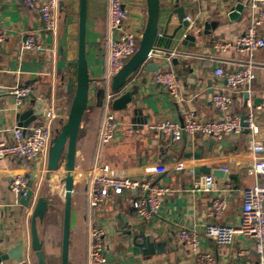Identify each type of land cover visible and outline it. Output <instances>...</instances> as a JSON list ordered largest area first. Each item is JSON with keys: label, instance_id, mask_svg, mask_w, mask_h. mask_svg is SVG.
Instances as JSON below:
<instances>
[{"label": "crops", "instance_id": "obj_1", "mask_svg": "<svg viewBox=\"0 0 264 264\" xmlns=\"http://www.w3.org/2000/svg\"><path fill=\"white\" fill-rule=\"evenodd\" d=\"M60 1L65 4L62 10L59 9L60 23L54 36L45 31L44 21L39 15L15 1L0 0V23L5 35V41L0 44L2 139L10 138L9 130L19 125L18 112L33 107L30 96L19 109L14 96L7 92L10 88L28 86L32 89L31 95L38 100L47 98V108H54L60 115L55 121L53 132L68 116L74 92L67 91L66 74L69 58L76 51L74 35L78 27V15L67 0ZM87 1L86 57L94 84L91 85L90 102L77 144L70 264H89L90 229L95 224L105 229L106 253L110 264H198L194 252L179 239V232L201 231L210 222L238 226L243 191L256 185L264 187V176L249 173L253 163L262 157L252 152L248 129L241 135H227L220 140L200 135L195 139L185 136L181 142H173L165 140L159 132L149 127L163 120L182 123L184 114L189 110L200 121L220 118V113L213 105V96L225 83L215 75L214 70L222 67L230 72L239 71L250 59L248 53L238 51L234 45L243 32L250 28L253 17L264 11V2L252 10V0H160L164 19H167L170 11L183 7L197 28L195 46H183L178 41L174 43L168 57L155 56L147 61H157L158 64L168 61L158 72L175 73L179 95L174 97L162 85L155 84L156 72L148 73L146 64L139 68L125 89L116 96L130 91L134 93V103L127 110L115 111L123 125L115 140L106 145L101 142L100 135L107 114L114 112V98L108 105L107 97L111 93L103 101L98 100L95 93L98 82L103 79L107 81L108 76V53L113 40L108 19L110 1ZM124 4L130 26L140 43L149 20L147 0H124ZM239 4L244 5L243 11L237 17H231ZM177 21L174 15L172 24H177ZM207 22L211 25L210 35H204ZM29 33L42 42L44 51L37 53L22 48L24 38ZM257 33L264 37V23L257 27ZM218 43H229L230 46L221 50L217 48ZM252 61L256 79L244 91L234 94L230 109L242 117L255 109L256 123L260 127L259 139L264 144V107L256 110L264 100V48L255 52ZM133 108L141 112L136 115ZM29 126H34V123ZM128 128L134 131L133 135L126 133ZM176 162H182L186 169L176 170ZM100 164L110 166L120 175L140 178L148 177L147 169L154 165L166 166L168 172L152 177L170 189V193L160 198L158 214L152 220L137 214L133 203L143 194L141 189L122 195L112 193L99 208L89 205L93 168ZM35 165L32 163L26 169L21 161H0V238L4 239L6 245H12L23 237L24 262L35 264L32 262L29 242L36 200L31 201L29 206H23L22 200L9 187L15 175H34L35 199L44 195L54 206L48 210L41 227L44 251L48 262L61 264L62 171L52 180L47 178L46 167L38 168ZM191 169L195 174L191 173ZM219 170L224 173H219ZM209 174L216 178L218 191L209 194L195 190L198 178ZM217 196L228 202L227 209L218 217L211 215L213 199ZM135 242L147 244L139 248ZM202 246L204 250L212 252L217 264H255L259 260L254 240L241 235H237L229 246L214 240H206ZM0 264L18 263L7 260Z\"/></svg>", "mask_w": 264, "mask_h": 264}, {"label": "built area", "instance_id": "obj_2", "mask_svg": "<svg viewBox=\"0 0 264 264\" xmlns=\"http://www.w3.org/2000/svg\"><path fill=\"white\" fill-rule=\"evenodd\" d=\"M28 8L33 14L39 15L45 24V31L56 35L59 28V9L60 0H12ZM110 31L115 39L110 43L107 82L114 79L116 74L123 69L126 63L132 59L137 52L139 42L136 32L130 26L128 11L125 8L124 0H109ZM264 0H252L251 8L256 10L258 5ZM189 21L194 22L193 18L186 16ZM264 23V11L258 12L252 19L250 28L243 32L238 38L234 47L240 51L248 53L250 59L244 63V67L235 72L224 70L217 67L215 75L224 81V87L217 90L213 96L214 108L220 113L218 120L200 121L196 118L193 111H188L183 116L182 123L174 120H163L152 124L149 128L159 132L165 140L181 142L185 136L195 139L197 136L220 140L227 135H241L246 127L250 132V145L254 154L262 158L253 163L249 173L253 176H264V144L259 139L260 127L256 123L255 109L246 114V124L243 126V117L232 112L234 94L244 91L256 79L254 63L252 61L255 52L264 48V37L257 33V27ZM4 32L0 23V44L5 40ZM229 43H218L217 48L225 50ZM24 50L39 53L45 47L36 37L29 33L25 36L22 44ZM155 57L153 51L148 54V60ZM154 83L162 85L174 97H178V82L175 73L172 71L154 73ZM8 94L14 96L18 108L22 107L24 101L31 96L32 89L28 86L10 88ZM108 105L113 96L108 95ZM262 104L256 110H262ZM59 113L52 108L47 110V115L34 126L20 127L14 126L10 129L11 137L2 139L0 137V161H21L26 169L34 163L38 168L46 167L49 147L54 136L53 127L59 118ZM123 123L116 112L110 111L103 123L100 140L103 144H111ZM126 133L133 135L131 128L126 129ZM175 169L183 171L186 167L182 162L175 163ZM227 172V169H224ZM168 172L166 166L154 165L147 169L148 177H128L116 173L110 166L100 164L93 168V178L91 181L92 190L89 195V205L93 208L103 206L109 196L113 193L124 194L125 192L141 189L143 194L133 203L137 214L146 219L152 220L159 212L161 203L160 198L168 193L167 186L160 185L152 177L154 175ZM191 173L195 174L191 169ZM31 176L15 175L9 183L12 192L18 199L23 200L31 188L29 187ZM195 190L204 193H216L218 183L214 175L209 174L198 178L195 182ZM243 206L240 216V224L220 225L208 223L201 231L181 230L178 234L179 239L188 245L194 252L198 264H217L212 252L203 249V242L214 240L218 244L229 246L235 241L237 235L249 237L254 240V249L259 257L255 264H264V187L256 185L243 191ZM228 202L223 197L213 199L212 216H221L227 209ZM91 248L89 252V264H110L107 257V245L105 242V229L102 225L95 224L90 229ZM244 254V252H241Z\"/></svg>", "mask_w": 264, "mask_h": 264}, {"label": "water", "instance_id": "obj_3", "mask_svg": "<svg viewBox=\"0 0 264 264\" xmlns=\"http://www.w3.org/2000/svg\"><path fill=\"white\" fill-rule=\"evenodd\" d=\"M60 10L63 9L65 2L60 1ZM72 5L73 12L78 15V27L74 35L76 41V51L69 58L68 70L66 76L67 91L74 92V98L68 112V116L62 122L60 127L55 130V134L49 147V155L47 160V178L55 180L57 175L62 171L61 183L64 187L63 196V235H62V248L60 261L61 264H70V237L72 230V200L74 193V184L76 178V160H77V144L80 134V127L84 115L87 113L88 105L91 97V85L94 80L90 75L88 67V59L86 57L87 50V0H67ZM148 4V23L144 32L142 33V40L139 44L137 52L133 55L126 65L120 70L110 84L103 79L99 81L96 90L98 100L104 98L111 93L114 97L112 102V110L120 111L127 110L133 106L134 93L130 91L123 92L120 96L116 97L119 92L123 91L134 73L146 64L148 73L158 72L161 67L166 66L168 61L158 64L157 61L147 63L148 54L153 51L154 55L160 58L168 57L173 51L175 42L183 46H195L197 43L196 26L187 19L185 9L183 7L177 8L168 13L167 19L163 18L161 1L160 0H147ZM244 9V5L239 4L236 6L235 11L230 15L237 17ZM177 17V24H172L173 16ZM198 26V25H197ZM211 25L207 22L204 29V35H210ZM113 33L112 38L115 39ZM176 61V60H175ZM63 80L65 76L63 75ZM33 99V107L27 110H20L17 115V121L20 127H28L34 123L37 125L42 117H46L49 102L46 99L38 100L35 96L31 95ZM53 100V99H52ZM21 109V108H19ZM22 111V112H21ZM134 114L138 115L141 112L137 108H133ZM243 126L246 127V115L243 117ZM147 122V121H146ZM145 122V123H146ZM247 129V127H246ZM36 167V165H35ZM219 173L224 171L219 170ZM35 176H31L29 187L31 188L28 195L21 201L22 205L29 206L30 202L36 200L33 204V212L31 216V229H30V244H31V257L32 262L35 264H51L48 262L45 251L44 243L42 240V223L46 217L49 209H52L53 204L43 195L35 196L33 188ZM58 180V179H57ZM147 243L141 244L135 242L136 247H144ZM24 239L20 237L12 245H6L3 238H0V263L13 260L18 264H25L24 262Z\"/></svg>", "mask_w": 264, "mask_h": 264}, {"label": "rangeland", "instance_id": "obj_4", "mask_svg": "<svg viewBox=\"0 0 264 264\" xmlns=\"http://www.w3.org/2000/svg\"><path fill=\"white\" fill-rule=\"evenodd\" d=\"M51 264H53V263H51Z\"/></svg>", "mask_w": 264, "mask_h": 264}]
</instances>
